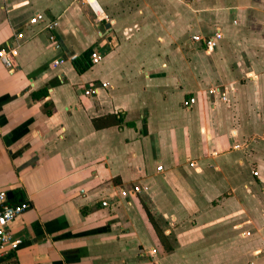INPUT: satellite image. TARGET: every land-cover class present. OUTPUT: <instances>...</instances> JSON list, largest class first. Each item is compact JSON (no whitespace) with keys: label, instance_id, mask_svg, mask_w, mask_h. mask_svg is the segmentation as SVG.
<instances>
[{"label":"crops","instance_id":"1","mask_svg":"<svg viewBox=\"0 0 264 264\" xmlns=\"http://www.w3.org/2000/svg\"><path fill=\"white\" fill-rule=\"evenodd\" d=\"M216 29L209 53L192 40ZM17 32L14 65L0 61V191L28 207L9 264H264L242 222L264 214V0H0V50Z\"/></svg>","mask_w":264,"mask_h":264},{"label":"built area","instance_id":"2","mask_svg":"<svg viewBox=\"0 0 264 264\" xmlns=\"http://www.w3.org/2000/svg\"><path fill=\"white\" fill-rule=\"evenodd\" d=\"M30 24H44V28L47 30H53L57 27L56 20H46L44 14L36 12L29 19ZM14 45H11L7 50H0V61H2L5 66L12 67L14 58L18 54V48L21 44V40L24 39V34L22 32H17L14 35ZM222 37L219 29H216L213 34L208 36L194 35L192 40L201 42L204 44V50L209 53L217 45L218 40ZM50 40H53V36H49ZM90 59L93 64L98 63L102 59V54L98 51H92ZM58 63V61H55ZM102 87H106L107 83H101ZM98 86L91 84L84 89L83 94L85 96L94 95L98 92ZM210 93L218 92L220 94V99L226 101L225 92H219L218 89H211ZM195 103V98H188L183 101L185 107H189L191 104ZM240 148V145H234V149ZM158 170H162V166H158ZM254 174H256L254 172ZM145 188L141 185H133L129 190H122V196L132 195L135 196L141 193ZM103 206H110V203L106 200L101 202ZM28 207V203H11L8 199L6 191H0V264H9L7 259L12 252H15L21 243L20 239L14 238L12 231L10 229V224L18 217L20 214Z\"/></svg>","mask_w":264,"mask_h":264},{"label":"trees","instance_id":"3","mask_svg":"<svg viewBox=\"0 0 264 264\" xmlns=\"http://www.w3.org/2000/svg\"><path fill=\"white\" fill-rule=\"evenodd\" d=\"M92 50L91 48H89L88 50H85L82 54H81V57H85V58H89L90 54H91ZM91 65V62H90V59H87L86 61V66H90ZM76 69L80 72L82 71L83 69L82 68H79L77 65H76ZM101 121V123H100ZM120 120L113 114H110V115H106V116H103V117H98V118H92V123L94 125V127L96 129H100V128H103V127H107L108 125H113V124H117L119 123ZM20 202H23V201H20ZM20 202H17V203H20ZM145 210H146V214H147V217H148V220L150 221L154 231H155V234L160 242V244L162 245L164 251L166 252H170L173 250V246L169 240V238L164 234V231L162 230V228L160 227V225L157 223V221L155 220L154 216L151 214V212L145 207Z\"/></svg>","mask_w":264,"mask_h":264},{"label":"rangeland","instance_id":"4","mask_svg":"<svg viewBox=\"0 0 264 264\" xmlns=\"http://www.w3.org/2000/svg\"><path fill=\"white\" fill-rule=\"evenodd\" d=\"M255 218L256 217H254V216H252V218L246 217V219L245 220H242V222L244 223V222L247 221L246 222V226L252 227V229H248L249 232H248V235L246 237L249 238L251 236H254L255 235V232H256V236H257V238L259 240V244L257 246H253V248H251V254H252V256H259V257L262 256V257H264V230H263L264 229V214L259 215V216L257 215V218L258 219H256V223H257L256 226L259 223L258 227H256L254 225ZM246 226H244V227H246ZM229 228L230 227H227V229H228V231H227L228 232V235L237 234V231L236 232L233 231L232 233H230L232 230H230ZM242 229H244V228H242ZM238 230L240 232V229H238ZM242 231H244V230H241V232ZM258 240H256V241H258ZM242 245H243V243H242ZM243 258H244V260H243V263L242 264L246 263L245 256Z\"/></svg>","mask_w":264,"mask_h":264},{"label":"water","instance_id":"5","mask_svg":"<svg viewBox=\"0 0 264 264\" xmlns=\"http://www.w3.org/2000/svg\"><path fill=\"white\" fill-rule=\"evenodd\" d=\"M109 27H110V24H109V23H106L105 28H109ZM107 40H108V41H111V37L108 36V37H107ZM10 195H11V194H10V192H9V193H8V197H10Z\"/></svg>","mask_w":264,"mask_h":264}]
</instances>
